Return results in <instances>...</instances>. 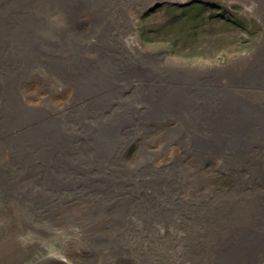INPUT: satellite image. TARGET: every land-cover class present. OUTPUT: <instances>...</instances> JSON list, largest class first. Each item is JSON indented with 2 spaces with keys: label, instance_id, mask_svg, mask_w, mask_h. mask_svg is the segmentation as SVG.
Segmentation results:
<instances>
[{
  "label": "bare ground",
  "instance_id": "1",
  "mask_svg": "<svg viewBox=\"0 0 264 264\" xmlns=\"http://www.w3.org/2000/svg\"><path fill=\"white\" fill-rule=\"evenodd\" d=\"M164 1L123 0L109 11L112 0L0 3L3 199L42 212L53 206L67 223L81 218L60 211L73 199L87 200L81 239L108 246L109 264H260L264 203L245 183L264 181V97L257 92L264 91V35L244 59L194 75L135 32L134 11ZM227 1L242 3L264 27V0ZM115 25L129 41L120 49L108 37ZM35 79L49 99L74 89L72 103L33 104ZM146 117L176 120L186 146L181 137L183 151L170 164L125 168L122 139L145 134ZM206 165L230 173L241 190L204 191Z\"/></svg>",
  "mask_w": 264,
  "mask_h": 264
},
{
  "label": "rangeland",
  "instance_id": "2",
  "mask_svg": "<svg viewBox=\"0 0 264 264\" xmlns=\"http://www.w3.org/2000/svg\"><path fill=\"white\" fill-rule=\"evenodd\" d=\"M2 1L0 0V3ZM122 1L112 0L111 6H107L105 10H113L115 4ZM134 12L138 14L134 29L140 41L150 50L168 53L181 65L191 68L192 73L198 76L199 74L204 76L205 71L226 69L234 62L233 59H244L257 47L264 35L260 19L248 13L245 6L237 1L168 0L153 3L143 10ZM90 26L91 24H84L86 30H90ZM119 30L120 27L115 25L108 36L115 37L118 43H121L118 49L125 47L126 41L129 42L127 39L124 40ZM42 86L38 79L31 83L28 90L39 93V98H35L33 104L44 101L43 104L49 103L61 108L72 103L74 89L71 88L66 94L49 99L48 95L39 92ZM257 92H260V97H264V91ZM125 94L132 95L131 92ZM109 116L110 112H107L106 117ZM141 120L144 122L140 126L146 127L148 131L139 136L133 134L128 137L129 141L125 139L127 135L122 139L127 146L122 149L121 155L124 167L134 169L142 161H148L156 166L174 162L177 155L183 151V147L178 143L181 137L182 143L186 146L185 138L182 136L184 132L177 130L180 129L178 122L171 117L157 119L146 117ZM140 129L136 131H143ZM115 147L119 148V145L112 148ZM206 168L205 174L209 177L204 191L214 193L217 190L212 186L218 185L221 186L218 193L241 190L230 173L216 165H206ZM209 181L212 182L211 185ZM253 182L245 183L246 190L254 193L257 191L259 202L264 203V181ZM195 185L196 182L189 184L190 187ZM3 195V190L0 189V264H109V260L104 259V256L107 257L108 246L97 248L92 246L90 241L81 239L83 233L80 222L89 217L82 207L87 200L73 199L69 202V207L63 209L66 211H60L62 215L65 212L71 215L72 212V217L81 218L76 223H67L59 218L58 212L55 214L59 209H54L53 206L42 212L38 207H30V203L20 204L13 197L4 200ZM94 212H97L96 206L92 207L91 214L96 215ZM126 216L127 214L121 219ZM84 228L90 229L89 226ZM117 228L118 224H112L109 234L111 235ZM82 245L86 248H80ZM56 253L70 257L67 258L69 262L45 259ZM128 264L136 263L135 260H131ZM260 264H264V260Z\"/></svg>",
  "mask_w": 264,
  "mask_h": 264
}]
</instances>
